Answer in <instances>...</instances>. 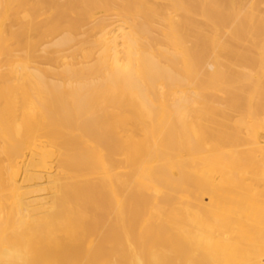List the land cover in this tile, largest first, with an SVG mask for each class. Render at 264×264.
Instances as JSON below:
<instances>
[{
	"label": "bare ground",
	"instance_id": "6f19581e",
	"mask_svg": "<svg viewBox=\"0 0 264 264\" xmlns=\"http://www.w3.org/2000/svg\"><path fill=\"white\" fill-rule=\"evenodd\" d=\"M0 264H264V0H0Z\"/></svg>",
	"mask_w": 264,
	"mask_h": 264
}]
</instances>
